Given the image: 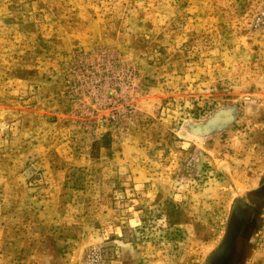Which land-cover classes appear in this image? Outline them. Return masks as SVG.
Here are the masks:
<instances>
[{
    "label": "rangeland",
    "instance_id": "obj_1",
    "mask_svg": "<svg viewBox=\"0 0 264 264\" xmlns=\"http://www.w3.org/2000/svg\"><path fill=\"white\" fill-rule=\"evenodd\" d=\"M0 264H264V0H0Z\"/></svg>",
    "mask_w": 264,
    "mask_h": 264
},
{
    "label": "bare ground",
    "instance_id": "obj_2",
    "mask_svg": "<svg viewBox=\"0 0 264 264\" xmlns=\"http://www.w3.org/2000/svg\"><path fill=\"white\" fill-rule=\"evenodd\" d=\"M197 131H199V130H197Z\"/></svg>",
    "mask_w": 264,
    "mask_h": 264
}]
</instances>
